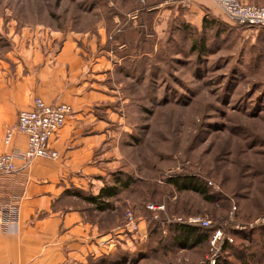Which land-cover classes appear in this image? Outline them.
<instances>
[{"label": "rangeland", "instance_id": "374dc122", "mask_svg": "<svg viewBox=\"0 0 264 264\" xmlns=\"http://www.w3.org/2000/svg\"><path fill=\"white\" fill-rule=\"evenodd\" d=\"M194 6V0H0V57L32 35L53 32L81 37L104 29L109 50L123 46L109 54L117 61L122 120L113 128L108 171L95 179L106 187L118 177L130 185L105 198L113 206L106 211L74 196L63 201L90 208L104 230H122V254L112 233L103 251L115 257L95 264H201L210 239L184 246L170 235L177 218L193 215L211 220L203 227L211 236L220 228L232 237L219 264H264V28L239 26L216 5L221 16ZM204 17L221 25L204 29ZM180 174L207 180L216 201L173 189L166 178ZM129 211L141 220L134 235L124 228Z\"/></svg>", "mask_w": 264, "mask_h": 264}, {"label": "crops", "instance_id": "0c3cea01", "mask_svg": "<svg viewBox=\"0 0 264 264\" xmlns=\"http://www.w3.org/2000/svg\"><path fill=\"white\" fill-rule=\"evenodd\" d=\"M201 4L221 16L213 0H194V8ZM103 31L29 35L0 57V155L26 146L25 135L15 133L9 144L5 135L35 97L73 108L51 141L58 159L37 158L28 165L18 160L17 171L0 174V209H12L0 221V264H88L102 254L100 240L112 233L122 238L120 229H102L90 208L63 203L73 196L68 191L102 189L95 178L108 171L113 128L122 120L115 106L117 61L109 55L115 50L106 46Z\"/></svg>", "mask_w": 264, "mask_h": 264}, {"label": "built area", "instance_id": "2783aa9c", "mask_svg": "<svg viewBox=\"0 0 264 264\" xmlns=\"http://www.w3.org/2000/svg\"><path fill=\"white\" fill-rule=\"evenodd\" d=\"M213 1L224 14L236 23L264 28V5L241 0ZM72 114V107L69 104H49L42 98L35 97L28 109L19 112L16 124L9 127L6 131L5 142L7 144L10 143L14 134L19 132L26 136V146L24 148H14L0 155V174L17 171L18 160L24 165H28L37 158L58 159L59 152L52 147L51 141ZM147 207L152 211H163L165 209L162 204H149ZM6 209H0V221H3L5 217H9L12 213L11 208L6 207ZM177 222L199 227H209L211 225V220L195 215L187 218L179 217ZM140 223L141 220L136 219L131 211L127 212L125 231H128L131 235L136 234L140 228ZM108 239L100 240L98 245L107 249L112 243ZM232 242V237L226 236L218 228L210 238V251L207 259L201 264H217L218 260H220L222 248L225 244Z\"/></svg>", "mask_w": 264, "mask_h": 264}, {"label": "trees", "instance_id": "16d2710c", "mask_svg": "<svg viewBox=\"0 0 264 264\" xmlns=\"http://www.w3.org/2000/svg\"><path fill=\"white\" fill-rule=\"evenodd\" d=\"M217 25H221V23L218 22L217 20L214 19L206 20L205 17L202 20V26L204 29H208V28L213 29ZM238 25L240 26V24ZM114 182H115L114 186L111 187L103 186L102 189L99 191V193L96 195L86 194L79 190L78 191L74 190L71 193L68 191V194L83 199L84 201L90 204H93L96 207V210L106 211L113 207L106 199H110L117 196L122 188L129 187L131 181L128 179L126 180L118 177L114 179ZM166 182L173 189L179 191L191 190L200 194L204 199H206L209 202L216 201L215 200L216 195L211 192L210 189L211 187L209 186L208 181L199 176L187 175V174L174 175L166 178ZM172 230L173 232H170V235L173 236L172 240L175 243L177 242V244H182L184 246H194V245L197 246L201 243L206 242L211 237V235L207 230H205V228L199 226H191V225L178 223L172 226ZM116 246L119 254L120 253L122 254V238L118 240ZM109 252H110L109 250L108 251L106 250L102 252L101 256H98L96 258L93 257L90 258L88 264H95L97 261L101 259H105L104 261H110L108 258H111L115 254L113 253L110 254ZM219 263L220 262H218V264Z\"/></svg>", "mask_w": 264, "mask_h": 264}]
</instances>
